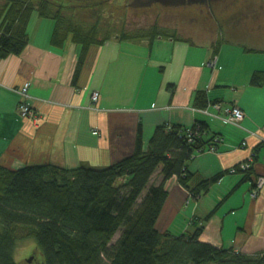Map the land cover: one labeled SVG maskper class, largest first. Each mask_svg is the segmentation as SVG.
Returning <instances> with one entry per match:
<instances>
[{
	"label": "crops",
	"instance_id": "0c3cea01",
	"mask_svg": "<svg viewBox=\"0 0 264 264\" xmlns=\"http://www.w3.org/2000/svg\"><path fill=\"white\" fill-rule=\"evenodd\" d=\"M93 1L55 2L67 7L66 14L77 24L98 21L107 30L112 26L104 24L112 15L108 5L115 3ZM121 2L116 0L118 9ZM55 25L54 20L32 14L23 53L0 59V167L17 171L48 164L65 170H100L131 156L139 134L145 152L157 127L188 129L204 123L208 126L204 140L215 137L217 148L188 163L193 175L188 186L192 190L216 176L219 181L195 200L171 178L165 184L167 198L156 228L174 237L191 235L189 231L212 213L199 242L247 256L263 252L264 186L251 198L256 180L264 178V81L260 87L250 85L254 73H264L261 42L252 46L246 38L245 44L218 27L216 36L203 43L173 38L133 42L113 36L84 50L70 36L61 47L54 46ZM26 83L27 103L40 117L36 126L17 112L21 98L16 91ZM93 93H98L95 103ZM199 94L210 115L199 112L203 110L196 100ZM217 103L244 113L238 127L214 117L218 113L212 105ZM250 157L249 173L233 172ZM160 180L158 170L150 184ZM203 201L208 203L204 210ZM224 202L225 209L220 207ZM182 213L178 234H173Z\"/></svg>",
	"mask_w": 264,
	"mask_h": 264
},
{
	"label": "trees",
	"instance_id": "16d2710c",
	"mask_svg": "<svg viewBox=\"0 0 264 264\" xmlns=\"http://www.w3.org/2000/svg\"><path fill=\"white\" fill-rule=\"evenodd\" d=\"M66 11L54 0H0V59L23 53L34 13L56 21L51 39L56 47L68 36L84 50L113 36L133 42L182 39L157 24L130 30L124 23L119 30H106L98 21L83 26ZM263 81L264 73L256 72L250 85L260 87ZM196 100L200 109L206 108L201 94ZM207 132L204 123L188 129L157 127L145 152L139 134L131 156L100 170L48 164L17 171L0 167V264H18L14 253L20 241H33L43 264H264V251L247 256L199 242L212 213L191 235L174 237L156 228L171 178L195 200L219 181L216 176L192 190L188 186L193 178L188 163L208 148H217L215 137L204 140ZM158 170L159 184H150Z\"/></svg>",
	"mask_w": 264,
	"mask_h": 264
},
{
	"label": "rangeland",
	"instance_id": "374dc122",
	"mask_svg": "<svg viewBox=\"0 0 264 264\" xmlns=\"http://www.w3.org/2000/svg\"><path fill=\"white\" fill-rule=\"evenodd\" d=\"M55 1L60 2L61 0ZM113 1L115 6L108 5L113 18L110 15L104 24L107 23L106 26H108V23H111L114 30H119L118 27L121 26V23H124V27L126 25L129 30L157 24L160 28L174 31L179 38L203 43L216 36L218 27H223L225 28L223 32L228 38H241L245 44L247 38L251 45L256 41L261 42V46H264L262 43L264 42V0H225L215 10V19L206 15L205 11L201 14V9L195 5L179 8L153 5L148 9L135 7L128 9L124 0L123 3L121 2V8L118 9L116 0ZM93 2H98V0ZM130 2L128 0V3ZM76 5L84 6L83 4H74V6ZM217 22L218 24H216ZM200 207L204 210L208 208V203L203 201ZM220 207L225 209V202ZM183 217L182 213L172 227L173 234H178L175 230L178 229ZM194 230L191 229L189 234H192ZM119 235L120 233L113 238L111 244L117 241ZM34 249L33 241H20L14 253V261L18 264H43L41 255H37ZM30 257H32V261L27 263V259Z\"/></svg>",
	"mask_w": 264,
	"mask_h": 264
},
{
	"label": "built area",
	"instance_id": "2783aa9c",
	"mask_svg": "<svg viewBox=\"0 0 264 264\" xmlns=\"http://www.w3.org/2000/svg\"><path fill=\"white\" fill-rule=\"evenodd\" d=\"M214 62H215V59L213 60L212 63L210 62L209 66L211 68L214 67ZM29 86H30L29 83H26L25 85H23V87L19 91H16L17 95L21 98V101L18 103V106H17V112L20 118L24 120H29L33 123V125L36 126L38 124L40 117L27 103V100L29 98V95H28ZM97 99H98V93H93L91 96L92 102L95 103ZM212 107L218 113L214 117L227 125L238 127L244 118V113L236 106L222 107L220 104L217 103V104H213ZM199 112L205 115H210L206 109L199 110ZM242 145L244 146V144ZM215 151H216L215 147H210L204 153L206 152L214 153ZM252 160L253 158L250 157L249 159H247L246 163L240 164L236 169L233 170V172L249 171L252 166V162H253ZM263 186H264V178L259 177L255 182V187L253 191L251 192L252 199H255L258 196Z\"/></svg>",
	"mask_w": 264,
	"mask_h": 264
},
{
	"label": "water",
	"instance_id": "95a60500",
	"mask_svg": "<svg viewBox=\"0 0 264 264\" xmlns=\"http://www.w3.org/2000/svg\"><path fill=\"white\" fill-rule=\"evenodd\" d=\"M205 0H132L129 7L150 8L153 5H159L164 8H179L197 4H203ZM32 257L27 259V263H31Z\"/></svg>",
	"mask_w": 264,
	"mask_h": 264
},
{
	"label": "flooded vegetation",
	"instance_id": "af4514ba",
	"mask_svg": "<svg viewBox=\"0 0 264 264\" xmlns=\"http://www.w3.org/2000/svg\"><path fill=\"white\" fill-rule=\"evenodd\" d=\"M224 1L225 0H205L203 4H197L195 6L201 9L200 10L201 14L203 13V11H205L206 15H208L212 19H215V10L218 9L219 8L218 6ZM130 3H129V5H130ZM127 5H128V3H127ZM129 5H128V7H129ZM216 24H218V22Z\"/></svg>",
	"mask_w": 264,
	"mask_h": 264
}]
</instances>
